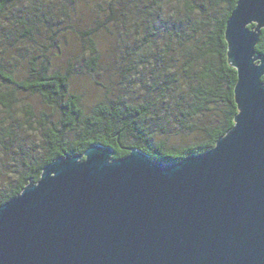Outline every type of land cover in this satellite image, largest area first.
Listing matches in <instances>:
<instances>
[{
    "label": "water",
    "instance_id": "1",
    "mask_svg": "<svg viewBox=\"0 0 264 264\" xmlns=\"http://www.w3.org/2000/svg\"><path fill=\"white\" fill-rule=\"evenodd\" d=\"M262 29L264 0H237L238 114L212 150L172 165L98 145L56 159L0 206V264H264Z\"/></svg>",
    "mask_w": 264,
    "mask_h": 264
},
{
    "label": "trees",
    "instance_id": "2",
    "mask_svg": "<svg viewBox=\"0 0 264 264\" xmlns=\"http://www.w3.org/2000/svg\"><path fill=\"white\" fill-rule=\"evenodd\" d=\"M15 1L0 0V18ZM73 2L74 10L89 7L101 18L90 30L76 31L85 43L84 65L97 77L103 52L114 56L119 93L97 100L86 115L74 88L72 64L62 71L49 61L38 64L34 60L29 63L30 76L19 83L0 66L4 82L38 96L58 115L54 124L44 114L37 116L32 107L24 108L27 117L20 119L22 125L31 130L37 125L42 131L38 152L25 135L10 127L0 130L2 152L17 164L12 170L13 183L0 193V206L37 183L44 168L56 159L82 156L92 145L110 149L114 161L136 149L153 162L172 165L209 152L234 127L237 72L228 59L225 30L237 0H208V8L196 0ZM248 28L253 30L255 25ZM255 52L264 55V29ZM132 94L142 98L134 99ZM8 99L1 96L5 104L0 105L11 118ZM202 119L208 122L199 123ZM168 120L174 129L176 124L181 132L194 134V141L183 136L186 145L169 144L171 132L162 138Z\"/></svg>",
    "mask_w": 264,
    "mask_h": 264
},
{
    "label": "rangeland",
    "instance_id": "3",
    "mask_svg": "<svg viewBox=\"0 0 264 264\" xmlns=\"http://www.w3.org/2000/svg\"><path fill=\"white\" fill-rule=\"evenodd\" d=\"M196 2L199 6L208 8V0H196ZM75 10L73 0H16L13 5L8 6L0 18V66L5 74L19 83L30 76L29 63L34 60L38 64L40 61L44 63L49 61L62 71L72 64L74 88L81 98L84 113L89 115L97 100L114 97L119 93L120 84L114 77L118 65L115 63V57L105 50L100 75L93 77L91 70L84 65V60L87 59L85 43L79 39L76 31L90 30L94 21L101 18L97 17V11H92L89 7L77 12ZM5 95L9 96L11 118L0 105V130L10 127L14 132L29 138V142L33 144V151H40L41 128L36 125L31 130L27 125H22L20 119L27 117V114L23 113L24 108L32 107L37 116L44 114L54 124L58 121L57 113L47 109L38 96L17 91L13 85L7 84L0 78L2 104L5 103L1 101V96ZM131 96L138 100L142 98L137 97V94ZM167 117L170 118L169 115ZM198 122L204 124L208 120L202 119ZM163 129L162 138L168 137L171 132L169 144L186 145L183 136L194 141V134L187 130L181 132L176 124L174 129L169 120ZM176 132L180 133V136L175 135ZM0 150V193H5L13 183L12 170L17 164L14 165L9 160L2 152V147Z\"/></svg>",
    "mask_w": 264,
    "mask_h": 264
}]
</instances>
